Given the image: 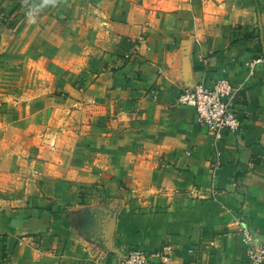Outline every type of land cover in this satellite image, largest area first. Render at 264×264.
I'll use <instances>...</instances> for the list:
<instances>
[{"label":"crops","instance_id":"obj_1","mask_svg":"<svg viewBox=\"0 0 264 264\" xmlns=\"http://www.w3.org/2000/svg\"><path fill=\"white\" fill-rule=\"evenodd\" d=\"M8 3L17 10L19 0ZM66 6L80 10L77 22L96 42L117 50L40 153L81 189L83 205L114 216L110 240L72 245L71 264H122L131 248L164 246L172 264H249L242 229L264 238V0ZM218 78L242 88L250 117L240 133L214 141L179 97ZM17 233L0 235V261ZM149 264L162 262L153 256Z\"/></svg>","mask_w":264,"mask_h":264},{"label":"rangeland","instance_id":"obj_2","mask_svg":"<svg viewBox=\"0 0 264 264\" xmlns=\"http://www.w3.org/2000/svg\"><path fill=\"white\" fill-rule=\"evenodd\" d=\"M9 6L0 0V235L18 239L0 263L71 264L72 245L110 240L114 216L83 205L81 189L40 153L117 50L96 42L66 0Z\"/></svg>","mask_w":264,"mask_h":264},{"label":"built area","instance_id":"obj_3","mask_svg":"<svg viewBox=\"0 0 264 264\" xmlns=\"http://www.w3.org/2000/svg\"><path fill=\"white\" fill-rule=\"evenodd\" d=\"M132 53L134 51L125 55L126 60L133 56ZM241 90L240 86L234 85L228 78H218L212 84L198 82L183 88L179 100L195 108L200 124L207 129L213 140L217 141L225 133H240L250 117L246 105L241 102ZM217 168L218 165L213 163V176ZM211 191L212 197L219 193L215 187H212ZM242 232L249 264H264V238L257 237L247 227H244ZM169 249L170 247L164 246L161 250L150 252L134 247L123 255L122 264H149L153 256L159 257L162 264H172Z\"/></svg>","mask_w":264,"mask_h":264}]
</instances>
